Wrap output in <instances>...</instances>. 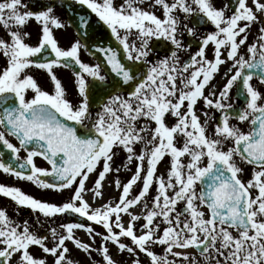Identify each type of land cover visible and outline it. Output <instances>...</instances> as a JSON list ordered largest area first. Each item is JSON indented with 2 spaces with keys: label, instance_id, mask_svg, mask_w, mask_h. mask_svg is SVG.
I'll return each instance as SVG.
<instances>
[{
  "label": "snow or ice",
  "instance_id": "obj_1",
  "mask_svg": "<svg viewBox=\"0 0 264 264\" xmlns=\"http://www.w3.org/2000/svg\"><path fill=\"white\" fill-rule=\"evenodd\" d=\"M262 88L264 0H0V172L63 197L0 183V264H264Z\"/></svg>",
  "mask_w": 264,
  "mask_h": 264
},
{
  "label": "flooded vegetation",
  "instance_id": "obj_2",
  "mask_svg": "<svg viewBox=\"0 0 264 264\" xmlns=\"http://www.w3.org/2000/svg\"><path fill=\"white\" fill-rule=\"evenodd\" d=\"M60 15H61L62 19H67V16L65 13L61 12ZM30 30L33 32V38L29 42L35 43L36 42L35 25H30ZM55 35L58 38L59 43L62 47H67L71 41H73L74 39L77 38L75 35V31L72 29V27H69L66 30L56 31ZM80 58L83 62H87L89 64L97 63V61L94 58H92L90 56V54L87 53L84 49H81V51H80ZM31 71H32V74L38 79V81L40 83H42L48 89L51 88V85H50V83H48V79H47L46 75L42 71L36 70V69H32ZM57 74H58V77L61 78L63 83L66 85L68 92L70 94V98H71V95L74 94L71 71L66 70V69H57ZM20 155L23 157L25 155V153L21 152ZM35 162L37 163L38 166L48 167L46 165V163L41 158H36ZM0 183H3L7 186H15V187H19L20 184H24L27 191L29 193H31V195H33L34 192L36 191V189L38 188L37 186L33 185L30 182L16 179V178H14L10 175L4 174L2 172H0ZM47 191L52 192L51 190H47ZM58 197H59V199L62 198L59 195H58ZM0 207L6 208L9 216H11L12 218H14L18 221H22L24 218V215L29 213V210L27 208H20L19 209V216H16V212H15L16 205H15V203L13 201H11L10 198L4 197L2 195H0Z\"/></svg>",
  "mask_w": 264,
  "mask_h": 264
},
{
  "label": "rangeland",
  "instance_id": "obj_3",
  "mask_svg": "<svg viewBox=\"0 0 264 264\" xmlns=\"http://www.w3.org/2000/svg\"><path fill=\"white\" fill-rule=\"evenodd\" d=\"M256 34H257V26L254 24V25H252L251 34L249 35V43L253 40V37ZM226 68H227V65H224L223 66V69L221 70V73H223V71ZM216 82H218V83H221L222 82L220 80V77L219 76L216 77ZM254 83H255V81H254ZM261 90L264 91V88H262ZM232 95H233V97H235V88L232 90ZM236 103L239 104V102L237 100H236ZM200 107H202V104L200 105ZM233 123H235V121H233ZM243 127L246 130V125H244ZM120 159H122V155H121V158H118L117 159V163L120 162ZM133 168H134V165H133ZM120 175H121V179L123 180V179H126L127 178V176L129 175V173L122 172ZM93 179H94V177H93ZM112 179H113V176L110 175L108 177V180H112ZM87 183L89 184V186H91L92 181L89 180ZM18 188H20L26 194H30L31 195V193H29L27 191V189L24 186V184H20ZM118 195H119V192L118 191L114 190V188H110L109 187V191H108V194L105 197V199H109L110 197H118ZM32 196H34L36 198H40L42 200L52 201V202H55L57 204L61 203L62 200H63V197L59 199L58 195H56L55 193L50 192V191H47V190H43V189H40V188H37L36 191L34 192V194ZM90 198H91V196H90ZM25 219H28L29 221H32L33 220V215L31 213V211H29V213H27L26 215H24L23 220H25ZM61 219H64V218L58 217L57 218V223H59ZM39 231L40 232H43L44 229H39ZM97 231H102V229L97 228ZM76 236H77V238L81 239L83 242L92 243L94 248L95 247H98L100 245V243H101V240H100L99 237H97L96 238V241L93 243L91 240H89L88 236L82 230H78L76 232ZM125 242H127V241H125ZM68 246L71 249V252L69 253V255H70V257L73 260L80 261V264H90V262L88 261V258H87V256H86L85 253H83L82 251H79V250L75 249L74 246L71 243H69ZM109 247L111 249V253H112L114 259H116L117 261H122V262L128 260L127 253H125L123 256H121V255L117 254V250L112 245L109 244ZM33 250L35 251V249H33ZM156 251L157 252H160L161 250H160V248H157ZM92 255H93V257L97 261H100L101 257L99 255H97L96 252H93ZM140 258H141L143 264H147V259L143 255H141ZM49 259H51V258H49ZM13 264H15V258H14Z\"/></svg>",
  "mask_w": 264,
  "mask_h": 264
},
{
  "label": "water",
  "instance_id": "obj_4",
  "mask_svg": "<svg viewBox=\"0 0 264 264\" xmlns=\"http://www.w3.org/2000/svg\"><path fill=\"white\" fill-rule=\"evenodd\" d=\"M77 11H83V10H82V9H77ZM92 21H93V24H92V29H91V30H92L94 33H96L97 36H104L105 39H106L107 34L104 32V29H103V28H98V26L95 24L94 17H92ZM74 30H75V29H74ZM88 43L91 44L92 41L89 40ZM93 57H94V56H93ZM98 57H99V54L97 53V54H96V57H94V58H96L97 61L100 62V59H102V58H98ZM66 219H68L69 221H72V220H78L79 218H78V217H73V216H71V214H69V216L66 217Z\"/></svg>",
  "mask_w": 264,
  "mask_h": 264
},
{
  "label": "bare ground",
  "instance_id": "obj_5",
  "mask_svg": "<svg viewBox=\"0 0 264 264\" xmlns=\"http://www.w3.org/2000/svg\"><path fill=\"white\" fill-rule=\"evenodd\" d=\"M222 69H223V66L221 67L220 71H221ZM217 83H218V82H217ZM108 191H109V187H107V184H105V197L107 196ZM88 198L91 199L90 196H88ZM135 211L139 212V209H135ZM126 220H127V217H125V221H126Z\"/></svg>",
  "mask_w": 264,
  "mask_h": 264
}]
</instances>
